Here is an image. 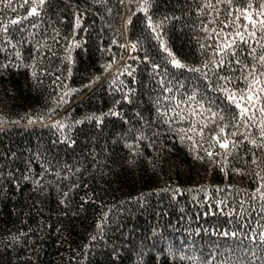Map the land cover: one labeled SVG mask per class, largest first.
Returning a JSON list of instances; mask_svg holds the SVG:
<instances>
[{"label":"trees","instance_id":"obj_1","mask_svg":"<svg viewBox=\"0 0 264 264\" xmlns=\"http://www.w3.org/2000/svg\"><path fill=\"white\" fill-rule=\"evenodd\" d=\"M10 2L0 24L22 19L0 29V264H264V144L251 143L264 113L241 117L220 90L261 74L260 0H151L147 13L44 0L31 15L33 0ZM224 33L235 54L215 51ZM201 101L217 115L193 125Z\"/></svg>","mask_w":264,"mask_h":264},{"label":"snow or ice","instance_id":"obj_2","mask_svg":"<svg viewBox=\"0 0 264 264\" xmlns=\"http://www.w3.org/2000/svg\"><path fill=\"white\" fill-rule=\"evenodd\" d=\"M27 2V0H25V3ZM207 2V0H206ZM220 0H217V3H219ZM228 3H231V0H227ZM0 4H5L9 7H11V2L10 0H0ZM37 4L39 5H43L44 4V0H33L31 7L29 8L28 12L26 13V15H31L33 13H37L39 11ZM251 5V0H249V6ZM151 6V0H141V4L140 7L147 13L149 10V7ZM197 11H200V9L198 8ZM242 13L245 15L246 19H248L249 21L252 22L253 25H255L257 23V21L253 18V16L251 15V13L249 12V8L245 7L242 9ZM264 0H260V12L257 13V15H260V26L261 29L264 30ZM219 14V13H217ZM22 17L19 15L13 16L11 18V20L8 19H4L3 23L0 24V29H2L5 33H7V26L9 25V23L15 24L19 21H21ZM131 20V17H129V21ZM77 23H79V20H77ZM147 23L149 26L152 27V31L156 32V28L157 25L160 23L159 21H156L154 23L153 19L151 16L148 17L147 19ZM245 27H247V25H245ZM222 31V30H219ZM235 36H239V38L241 40H244L245 37L244 36H240V33H235ZM5 38L7 39V36H5ZM159 38V37H158ZM219 39V37H218ZM224 41L222 47H217L215 49V51L220 52V53H224L225 50H227L228 52H231L233 54L236 53V48L234 47L235 45V40L234 39H230L227 36V33H224ZM78 43L77 41H73L72 44H76ZM72 44L69 45V47L71 48ZM137 45L135 43H132V47H136ZM162 46L163 43H162ZM37 47H39V45H37ZM166 51L170 52L172 55V59H171V63L177 67H191L193 70L195 71H199L201 69V65H195V66H190L185 64L181 59H179L178 57L175 56V53L171 52V49L166 48ZM253 53H255V49H253ZM18 56L20 55L19 52L16 53ZM70 59V57H69ZM145 60H148L149 58L147 56L144 57ZM260 59V67H261V74H264V54L260 55L259 57ZM224 60H221L220 63H224ZM237 64L240 63V61H236ZM107 67H111V63H109L107 65ZM158 65H153V68H157ZM245 68H250L252 70H255L257 68V64L256 63H252L251 65L245 64L244 65ZM71 69H69L70 71ZM206 71V69H205ZM261 74H257V75H252V73H248L247 75H242L239 77V79L245 80L249 86L245 87V88H236V87H232L231 85H229L228 87H223L222 89H220L221 91H223V93L226 95V98L228 101L232 102L233 104H235L237 106V108L240 109V116L243 117L246 113H250L252 112L253 109H255L257 106H259V110L261 113H264V98L260 97L259 95H257V92H264V80H261L260 75ZM98 77H93V79H97ZM205 79H208V76L205 75L204 77ZM230 79V77L228 76H224L221 75L220 80L222 81H228ZM163 82V81H162ZM91 83V81H89V84ZM251 85H255V89H253L251 87ZM207 87L211 88L213 87V85L211 83H209L207 85ZM74 89H69V91H73ZM196 95L195 92L192 93V96L194 97ZM127 98V97H125ZM167 99V97H166ZM244 101H247V103H244ZM197 107L200 109L199 112H197L195 109L193 108H189V111L192 113V123L193 125H195L197 123V119L199 118V122L202 124H208V119L207 117H215L217 115V112L211 111L210 108L206 109L204 102L201 101L197 104ZM165 115H167V110H161ZM172 111H176L175 108L172 109ZM254 115V112L252 113ZM221 118L223 117V113H220ZM179 118L181 120L185 119L183 112L181 111L179 113ZM34 119V118H33ZM42 119V117H41ZM169 124L172 123L171 120L167 121ZM243 123L245 125L248 126V129H251V124L249 123V121L247 119L243 120ZM259 131H258V135L260 137H264V119H262L260 121V124L258 126ZM181 131H192V132H203V129L198 128V127H193V128H185V129H181ZM225 131V129L223 127H220L218 129L219 133H223ZM240 131H244V129H240ZM213 136L216 137V139L218 140V142L225 148H228V145L230 143L229 139L227 136H225L224 138H221L219 135H217V133H213ZM245 139H249V137H244ZM181 139L183 140L184 137L181 136ZM188 139H192V137H189ZM131 143V142H129ZM239 143V141H234L232 142V147L235 148V145ZM251 143L253 145H256L258 143L260 144H264V140L261 141H257V139L255 138H251ZM133 151H135V149H133ZM209 154L211 155V153L209 152ZM202 158V157H200ZM253 159L255 160L256 157L253 156ZM237 171H239V169H237ZM261 196L264 197V192H261ZM99 227V225H98ZM254 238V237H253ZM260 239L264 240V232L261 233L260 235Z\"/></svg>","mask_w":264,"mask_h":264},{"label":"rangeland","instance_id":"obj_3","mask_svg":"<svg viewBox=\"0 0 264 264\" xmlns=\"http://www.w3.org/2000/svg\"><path fill=\"white\" fill-rule=\"evenodd\" d=\"M127 48L130 49V48H131V44H128V45H127Z\"/></svg>","mask_w":264,"mask_h":264}]
</instances>
